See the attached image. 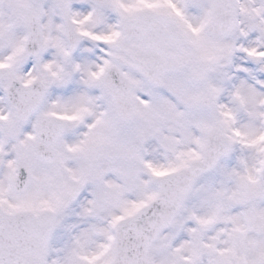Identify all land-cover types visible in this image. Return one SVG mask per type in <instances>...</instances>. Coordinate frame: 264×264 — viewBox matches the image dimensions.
Returning a JSON list of instances; mask_svg holds the SVG:
<instances>
[{
    "label": "snow or ice",
    "instance_id": "1",
    "mask_svg": "<svg viewBox=\"0 0 264 264\" xmlns=\"http://www.w3.org/2000/svg\"><path fill=\"white\" fill-rule=\"evenodd\" d=\"M0 264H264V0H0Z\"/></svg>",
    "mask_w": 264,
    "mask_h": 264
}]
</instances>
